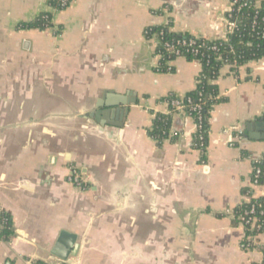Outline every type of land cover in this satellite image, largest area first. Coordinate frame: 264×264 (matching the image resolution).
Listing matches in <instances>:
<instances>
[{"label":"crops","instance_id":"0c3cea01","mask_svg":"<svg viewBox=\"0 0 264 264\" xmlns=\"http://www.w3.org/2000/svg\"><path fill=\"white\" fill-rule=\"evenodd\" d=\"M49 1L0 0V211L14 230L0 264H53L61 230L80 245L71 264L262 261L261 248H240L244 227L227 211L264 196V178L251 182L264 155V57L220 70L205 152L181 113L162 144L148 134L168 111L162 98L193 91L201 64L178 57L157 72L144 30L169 16L174 32L221 38L230 0H71L54 17L60 34L20 28ZM104 96L135 100L121 128L86 116L110 109L98 106ZM232 125L243 130L238 146L221 133ZM72 167L84 187L68 182Z\"/></svg>","mask_w":264,"mask_h":264},{"label":"trees","instance_id":"16d2710c","mask_svg":"<svg viewBox=\"0 0 264 264\" xmlns=\"http://www.w3.org/2000/svg\"><path fill=\"white\" fill-rule=\"evenodd\" d=\"M56 5L57 0L49 1V6L55 7ZM159 13L163 12L160 10ZM51 16V12H41L32 21L22 22L19 25L20 28L24 29L37 28L44 30L51 25L46 21L47 17L49 19ZM252 16L253 11L248 7L244 8L238 15L237 28L232 34L228 35L227 41L214 39L203 40L200 38L195 40L194 45H189V41L195 37L188 33L172 31L170 29L171 19L169 16L166 17V23L149 26L144 30V36L146 39L149 40L154 38L157 42L155 55L160 56L159 71L157 72H168V61L176 59L175 54L173 53V50L175 49H178L186 60H196L201 64V70L196 77L195 88L184 96L183 102L186 105H200V109H198L197 112H191V116L195 121H197L199 115L201 116L202 128L194 135V145L196 146L199 142L198 137L203 135L205 142L204 146L201 148L204 152L207 141L209 114L213 107L222 100L218 97V87L215 84V81L220 75V70L223 68V64H234L235 67H232L231 70L236 72L238 67L264 57V22L258 23L257 28H252ZM262 16H264V10L259 11V17ZM182 41H186V45L181 44ZM199 45L201 46L198 47ZM213 46H216V49H213ZM195 50H197V52H195ZM172 71L173 68L171 69V72ZM176 98L177 96L175 94H168L162 98V101L167 103L168 111L166 113H155L151 126L148 129L149 136L158 144H162L169 136L172 116L175 113L171 101ZM188 100L190 101L189 103ZM186 105L184 110L189 114ZM262 118L264 120V114ZM196 148H198V145ZM256 166L262 171V176L259 181L261 183L264 178V159L257 163ZM262 203H264V196L251 198L250 202H243L236 206L234 211L238 214L241 211L249 209L251 204H255L258 211L263 208ZM258 219L261 224L260 232H262L264 230V215H258ZM234 221L238 224L236 219H234ZM13 234L14 230L10 215L7 212L0 211V240L8 241ZM261 250L263 251L264 262V248H261ZM33 264L42 263L35 262Z\"/></svg>","mask_w":264,"mask_h":264},{"label":"built area","instance_id":"2783aa9c","mask_svg":"<svg viewBox=\"0 0 264 264\" xmlns=\"http://www.w3.org/2000/svg\"><path fill=\"white\" fill-rule=\"evenodd\" d=\"M70 2L71 0H57V5L55 7L49 6L50 10L44 11V12L52 13L51 18L48 19L47 17L46 19L47 23L51 24L46 29L51 30V32L54 35H58L61 33L60 28L54 24L55 14L64 10L70 4ZM247 7L253 11V16H252V21H251L252 28H257L258 23L264 22V16L259 17V11L264 10V0H230L229 7L224 14V35L223 37L216 38L214 40L227 41L228 35L232 34L237 28L238 15L242 12L244 8H247ZM166 9L167 7L164 8L163 10L166 12ZM194 37H195L194 39H191L189 41L188 43L189 45H194L195 40L200 39V38L203 40H210V39H206L200 36H194ZM151 39L154 40V38H151ZM155 44H157L156 41H155ZM181 44L186 45V41H182ZM200 46L201 45H199L198 47ZM212 48L216 49V46H213ZM195 52H197V50H195ZM173 53L175 54L176 58L178 57L184 58V56L181 55V52L178 49L173 50ZM156 56L158 58V62L156 63L155 70L159 71L160 56L159 55H156ZM172 61H168L167 63L168 72H171V69L173 68L171 65ZM224 67H227L231 72H235L231 70L232 67H235L234 64L224 63L223 68ZM183 101H184V97H177L176 99L171 101V104L173 105L175 109V113H181L182 115L189 116L192 118L191 112H197L198 109H200V105L199 104L186 105ZM189 102L190 101L188 100V103ZM185 105L188 107L189 114L184 110ZM193 121L196 127V130H195V133H196L202 128L201 116L199 115L197 117V121L195 120ZM221 133L226 138V141L230 146H238V144L243 139V130L238 125H232L230 127H227L223 129ZM198 141L199 142L196 144V147L198 145V149L203 151L201 147L204 146V142H205L204 136L200 135L198 137ZM263 159H264L263 155L254 159V168H253L252 176H251L252 185H258L260 183L259 181L262 176V171L258 166H256V164L262 161ZM67 180L69 183H72L73 185H76L78 187L85 186V182L83 178L80 176L79 171L73 167L71 168L69 172ZM250 199L251 198L247 199L244 202H250ZM262 204H263L262 205L263 208L259 209L258 211H257V206L255 204H251L249 209L241 211L238 214H236L234 210L227 211V215L236 219L238 221V224L244 227V231L246 230L244 237L240 243V248L242 250L248 251V250L257 249V248H264V246L262 247L260 246V242L258 241V236L261 233L260 232L261 224L259 222L258 215H264V203ZM53 264H71V263H68V262H65V261H62L56 258L53 260ZM257 264H264V262L262 260Z\"/></svg>","mask_w":264,"mask_h":264},{"label":"water","instance_id":"95a60500","mask_svg":"<svg viewBox=\"0 0 264 264\" xmlns=\"http://www.w3.org/2000/svg\"><path fill=\"white\" fill-rule=\"evenodd\" d=\"M110 99L109 96H104V100L98 103V106H105L110 109H106V111H91L86 116L93 118L100 125H112L114 127H122L124 124L125 117L128 113V107L130 104H134L135 100L132 99H119L118 101L112 100L111 102H107ZM113 99V98H111ZM115 99V98H114ZM113 107L114 109H111ZM109 110V112H107ZM107 113L111 115L114 123H110L107 117ZM259 126H262L260 130H264V122L259 123ZM79 243L77 242V235L66 230H61L56 238L52 248L51 255L54 258L59 260L71 263V258L75 257L79 250Z\"/></svg>","mask_w":264,"mask_h":264}]
</instances>
